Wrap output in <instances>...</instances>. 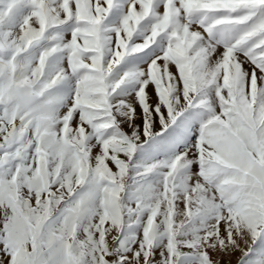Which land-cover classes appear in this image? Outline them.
Returning a JSON list of instances; mask_svg holds the SVG:
<instances>
[{
  "label": "snow or ice",
  "instance_id": "6c2138e0",
  "mask_svg": "<svg viewBox=\"0 0 264 264\" xmlns=\"http://www.w3.org/2000/svg\"><path fill=\"white\" fill-rule=\"evenodd\" d=\"M0 264H264V0H0Z\"/></svg>",
  "mask_w": 264,
  "mask_h": 264
},
{
  "label": "rangeland",
  "instance_id": "374dc122",
  "mask_svg": "<svg viewBox=\"0 0 264 264\" xmlns=\"http://www.w3.org/2000/svg\"><path fill=\"white\" fill-rule=\"evenodd\" d=\"M239 255V253H237V256ZM233 259H235V257H233Z\"/></svg>",
  "mask_w": 264,
  "mask_h": 264
}]
</instances>
